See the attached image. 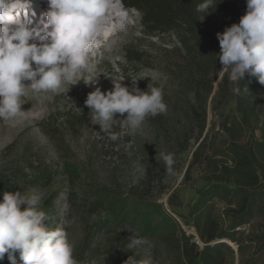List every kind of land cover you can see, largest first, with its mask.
I'll return each instance as SVG.
<instances>
[{"label":"rangeland","instance_id":"374dc122","mask_svg":"<svg viewBox=\"0 0 264 264\" xmlns=\"http://www.w3.org/2000/svg\"><path fill=\"white\" fill-rule=\"evenodd\" d=\"M182 32L144 34L126 46L128 58L114 68L125 69L119 76L122 84L144 69L162 75L159 80L142 78L137 85L144 91L162 88L167 111L149 115L134 132L126 121L116 126L91 120L85 99L66 95L38 125L0 141V201L6 191L38 195V209L51 228L66 230L80 264H123L130 255L150 264H185L172 248L183 234L192 236L191 242L201 240L189 216L199 200L212 207L227 235L210 243H226L220 250L226 264H264V187L220 182L212 171L217 159L230 158L224 123L239 117L238 83L228 71L221 72L217 59L211 68L212 92L202 81L195 95L191 60L179 41ZM133 52L140 60L133 59ZM222 82L225 89L218 95ZM126 115L117 114L121 120ZM245 135V140L252 137ZM169 153L174 156L171 171L162 159ZM246 196L250 202L241 212L238 202ZM133 234L147 243L130 248ZM197 246L200 254L205 243ZM2 262H9L7 254Z\"/></svg>","mask_w":264,"mask_h":264},{"label":"clouds","instance_id":"9594fccd","mask_svg":"<svg viewBox=\"0 0 264 264\" xmlns=\"http://www.w3.org/2000/svg\"><path fill=\"white\" fill-rule=\"evenodd\" d=\"M215 0H201L199 13H207ZM111 0H47V10L33 23H21L10 13L5 0H0V119L39 118L43 109L22 110L21 98L27 92L57 91L62 84L72 83L83 71L95 74L91 59L102 17ZM220 52L215 54L232 81L245 76L264 85V0H246V12L239 23L216 33ZM81 80V79H80ZM79 80V81H80ZM25 81H30L25 84ZM113 82V89L102 91L96 86L87 94L85 106L91 120L119 126L126 121L131 131L138 129L149 115L167 111L163 89L147 91ZM88 83L97 84V79ZM239 91V89H238ZM127 114L124 119H119ZM101 129L104 128L103 124ZM115 140L117 137H111ZM167 170L174 165L173 154L162 155ZM39 197L21 191L4 192L0 201V261L9 264H80L73 255V245L63 228H51L44 211L38 209ZM23 207V210L21 208ZM129 247L147 243L133 234ZM123 264H150L149 260L130 255Z\"/></svg>","mask_w":264,"mask_h":264},{"label":"trees","instance_id":"16d2710c","mask_svg":"<svg viewBox=\"0 0 264 264\" xmlns=\"http://www.w3.org/2000/svg\"><path fill=\"white\" fill-rule=\"evenodd\" d=\"M134 8L142 11L143 26L147 34L156 36L167 30L178 28L183 31L179 38L180 44L187 50L191 60L192 92L198 95L201 91V82L205 81L212 92L214 77H211V68L215 64L216 56L220 52L217 32L225 27L239 23L240 17L246 12V0H215V6L207 13H199L196 6L201 0H128ZM187 2V3H186ZM188 35L187 40L183 35ZM135 53V52H133ZM126 57L128 58L127 54ZM134 60H140L137 53ZM229 80L225 75L224 81ZM236 109L239 117L235 121H226L224 128L230 136L231 146L229 160L217 159L213 165V174L218 181L233 182L244 189L264 187V85L255 78L245 76L244 81H237ZM225 83L220 84L217 94H221ZM239 89V91H238ZM226 91V90H225ZM228 95V91L227 94ZM231 123V125H227ZM205 129L203 125L201 133ZM252 134L251 139L245 140V133ZM260 137L256 138L255 133ZM239 134V135H238ZM244 135V136H243ZM198 150L194 155L197 157ZM250 197H244L238 202V208L244 212L248 207ZM212 207L206 201L199 200L189 210L193 226L201 240L205 243L199 254L196 243L191 242L192 236L183 234L173 245L184 259L185 264H226L227 258L222 256L221 245L226 243H210L227 237L221 226L212 214ZM1 264H9L2 262Z\"/></svg>","mask_w":264,"mask_h":264},{"label":"bare ground","instance_id":"6f19581e","mask_svg":"<svg viewBox=\"0 0 264 264\" xmlns=\"http://www.w3.org/2000/svg\"><path fill=\"white\" fill-rule=\"evenodd\" d=\"M5 3L9 12L14 13V18L21 23L30 22L32 19L35 24L47 10V0H5ZM132 6V2L128 0H111V7L101 19L96 42L90 54L92 61L96 64L95 74L82 71L72 82L76 84L64 83L55 92L36 93L30 87L27 88V94L21 98V102L24 103L22 110L31 109L32 112H36L43 109V115L39 118L23 120L19 118L8 121L0 119V141H8L21 128L30 129L38 125L42 118L57 106L56 101L60 97L71 95L74 98L86 99L87 94L94 91L96 86L101 87L102 91L113 89L112 81L119 82V76L126 73L125 69L120 71L114 69L116 65L123 64V57L127 58L124 54L126 46L138 38H143V35L147 33V30L143 28L142 11L137 9L138 6L136 8ZM137 77L133 79L132 75L128 76L126 83L123 84L131 88L132 83L135 82L138 87L137 80H142V78L162 79L159 71L149 69L140 70ZM95 79H97L96 85L88 83L89 80L94 81ZM24 83L27 85L30 81Z\"/></svg>","mask_w":264,"mask_h":264},{"label":"built area","instance_id":"2783aa9c","mask_svg":"<svg viewBox=\"0 0 264 264\" xmlns=\"http://www.w3.org/2000/svg\"><path fill=\"white\" fill-rule=\"evenodd\" d=\"M196 243H197V245H199V246H201V245L203 244V242H202L200 239H197V240H196Z\"/></svg>","mask_w":264,"mask_h":264}]
</instances>
